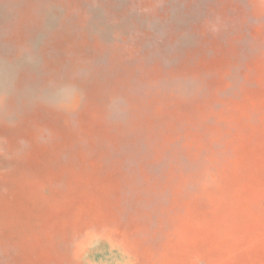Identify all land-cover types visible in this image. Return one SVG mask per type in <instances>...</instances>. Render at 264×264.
<instances>
[{
	"label": "rangeland",
	"instance_id": "1",
	"mask_svg": "<svg viewBox=\"0 0 264 264\" xmlns=\"http://www.w3.org/2000/svg\"><path fill=\"white\" fill-rule=\"evenodd\" d=\"M0 264H264V0H0Z\"/></svg>",
	"mask_w": 264,
	"mask_h": 264
},
{
	"label": "bare ground",
	"instance_id": "2",
	"mask_svg": "<svg viewBox=\"0 0 264 264\" xmlns=\"http://www.w3.org/2000/svg\"><path fill=\"white\" fill-rule=\"evenodd\" d=\"M63 99V98H62ZM58 100V99H57Z\"/></svg>",
	"mask_w": 264,
	"mask_h": 264
}]
</instances>
